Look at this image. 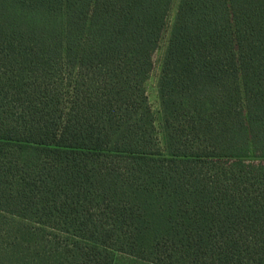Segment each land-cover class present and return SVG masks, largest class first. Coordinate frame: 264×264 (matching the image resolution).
<instances>
[{"label":"trees","instance_id":"obj_1","mask_svg":"<svg viewBox=\"0 0 264 264\" xmlns=\"http://www.w3.org/2000/svg\"><path fill=\"white\" fill-rule=\"evenodd\" d=\"M0 0V264H264V0Z\"/></svg>","mask_w":264,"mask_h":264},{"label":"rangeland","instance_id":"obj_2","mask_svg":"<svg viewBox=\"0 0 264 264\" xmlns=\"http://www.w3.org/2000/svg\"><path fill=\"white\" fill-rule=\"evenodd\" d=\"M179 1L180 0H172V4H171L169 16H168L167 28L163 34L161 43L159 45V49L154 55V69H153V72L150 78L145 84L149 102L152 106L153 113L156 119V125L160 133L162 130V113H161L160 99H159V93H158V81H159V76L161 72L164 54H165L166 47L168 44L170 29L173 25V22H174L176 13H177ZM115 264H148V263L144 262L143 260L132 257V256H128L125 254H118Z\"/></svg>","mask_w":264,"mask_h":264}]
</instances>
